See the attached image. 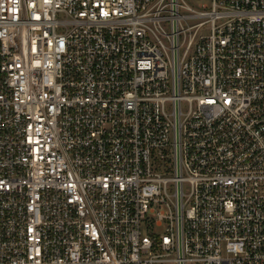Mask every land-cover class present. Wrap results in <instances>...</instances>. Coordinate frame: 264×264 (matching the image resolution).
I'll return each instance as SVG.
<instances>
[{"label": "built area", "instance_id": "built-area-1", "mask_svg": "<svg viewBox=\"0 0 264 264\" xmlns=\"http://www.w3.org/2000/svg\"><path fill=\"white\" fill-rule=\"evenodd\" d=\"M0 264H264V0H0Z\"/></svg>", "mask_w": 264, "mask_h": 264}, {"label": "rangeland", "instance_id": "rangeland-1", "mask_svg": "<svg viewBox=\"0 0 264 264\" xmlns=\"http://www.w3.org/2000/svg\"><path fill=\"white\" fill-rule=\"evenodd\" d=\"M200 2H203V0H200Z\"/></svg>", "mask_w": 264, "mask_h": 264}]
</instances>
